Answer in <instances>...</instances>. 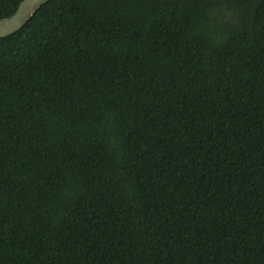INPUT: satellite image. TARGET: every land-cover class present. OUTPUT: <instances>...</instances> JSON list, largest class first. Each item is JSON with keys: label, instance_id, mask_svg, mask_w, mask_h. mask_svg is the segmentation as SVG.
<instances>
[{"label": "trees", "instance_id": "1", "mask_svg": "<svg viewBox=\"0 0 264 264\" xmlns=\"http://www.w3.org/2000/svg\"><path fill=\"white\" fill-rule=\"evenodd\" d=\"M0 264H264V0H49L1 38Z\"/></svg>", "mask_w": 264, "mask_h": 264}, {"label": "water", "instance_id": "2", "mask_svg": "<svg viewBox=\"0 0 264 264\" xmlns=\"http://www.w3.org/2000/svg\"><path fill=\"white\" fill-rule=\"evenodd\" d=\"M49 0H22L16 11L0 19V39L14 34L32 18L36 11Z\"/></svg>", "mask_w": 264, "mask_h": 264}]
</instances>
